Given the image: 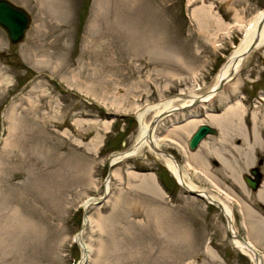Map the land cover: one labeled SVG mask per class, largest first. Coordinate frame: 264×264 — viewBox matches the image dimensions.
Wrapping results in <instances>:
<instances>
[{
  "label": "rangeland",
  "instance_id": "374dc122",
  "mask_svg": "<svg viewBox=\"0 0 264 264\" xmlns=\"http://www.w3.org/2000/svg\"><path fill=\"white\" fill-rule=\"evenodd\" d=\"M9 1L32 22L18 45L0 28V264H78L84 203L104 197L108 182L81 237L88 264H252L218 207L182 189L156 152L131 150L138 111L182 91L205 95L264 0ZM223 92L193 115H223L239 101L247 123L254 112L264 130V44ZM189 116L158 128L160 150L199 187L230 197L238 234L264 253V207L245 181L253 168L264 176L254 139L235 126L234 137L221 129L206 139L210 150L191 151L188 134L199 126L185 124Z\"/></svg>",
  "mask_w": 264,
  "mask_h": 264
},
{
  "label": "bare ground",
  "instance_id": "6f19581e",
  "mask_svg": "<svg viewBox=\"0 0 264 264\" xmlns=\"http://www.w3.org/2000/svg\"><path fill=\"white\" fill-rule=\"evenodd\" d=\"M263 14H264V10L258 13L257 18L254 20L253 25L249 29L244 40L234 51H232V54L228 58L226 64L223 66V68L219 71L218 75L216 76V79L213 85L211 86V89L207 91L205 95H196L194 93H187L182 91L179 96H175L169 99H163L158 103H150L146 105V107L138 111L137 113V121L139 123L138 134L135 139L133 149L131 150L135 152L134 155L139 154L146 149L155 153V151L153 150V144H155L157 148L159 149L161 148V145L159 143V137L157 136L158 128H160L162 124L165 123L166 120H170L175 116L177 117L178 115L185 116V113H190L191 116L185 118L184 120L185 124L191 123L190 125H194L195 127L196 126L201 127L203 125H212L219 128L220 131L222 129V134H224L225 132V134H228V136L231 134L230 132L232 131V129H234L235 126H237V128L239 126L240 127L239 131L240 134L243 136V138H246V140L249 143L254 139L253 145L250 146V151L252 157L258 158L257 164L258 165L260 164V166H262L263 168L262 171L264 172V159L262 158L264 156V130L261 131V129L259 128L260 116H258V114H255L254 112L252 113L250 117L251 121L249 125L247 123L249 115L246 116V112H244L243 107L240 105L239 101H237L234 103H228L224 108L223 115H221L222 113H220L219 115L215 114L214 111H210V110L207 111V113L204 115L203 118L204 120L196 115H193L197 112L199 107L201 106L203 107L206 106L207 104H211V102L217 95L224 93L223 91H221L220 93L217 94V92L215 91V89L219 86L221 81L225 82L224 88H226L240 72L246 59L252 53L251 52L247 57L243 58V55L248 51L250 46L253 44L255 37L258 34V26L260 22L264 20ZM230 26L231 24L228 25V27ZM263 44H264V27L262 29V32L260 33L259 43L254 50L261 47ZM237 84L238 82H236L234 86L236 87ZM198 99L200 100V103L198 106L195 107L194 104L198 102ZM262 101H264V96ZM182 108H187V109L177 112L178 110H182ZM149 114L153 115L150 121L147 120V116ZM164 115L166 116L163 119L159 120V118ZM154 119L159 120V122H157L156 127L152 129L151 124ZM239 121H240V125L238 124ZM173 123H174L173 126L177 125L175 122ZM192 134H193L192 131H190L188 135L192 137ZM230 136L234 137V135H230ZM227 140H229V138ZM199 147L208 148L210 150L209 142L206 141V139L201 142ZM211 151H210V155L221 162L222 159H220L221 157L217 154L216 150L214 152ZM155 154L163 162L164 166L169 169L171 175L174 177L177 184H179L182 187V189H184L185 191L186 189H190L192 191L199 192L201 196H204L207 199V201H209L210 204L212 203L211 204L212 206L214 204V206L219 208L222 216L225 218L226 230L227 233L230 235L232 246L236 250H238L242 255L246 256L252 262V264H264V253L259 252L257 250L255 244L257 242L256 241L252 242L249 239V237H247L246 239L240 237L234 226L235 210H234L233 202L231 201L232 199L230 197H223L222 194L219 193L218 191L207 190V189L205 190L199 187L197 184H195L192 181L189 173L184 169V167H182L181 164H178L176 162L173 156L166 157L158 153ZM130 155L129 152L128 154H123L121 157H115L116 155H114L115 158H113V160L110 161L111 166L117 164L120 161H123V159H125L126 156H130ZM194 158L197 159L198 157L193 156V159ZM252 161L253 159H250V162L246 164L250 165ZM255 162L256 161L252 163L250 168L256 166ZM146 184H148V182ZM165 186H167L166 183ZM243 187L245 189L244 184ZM255 192L257 193V197H258L256 198L257 201L259 200L260 205L264 207L263 180L260 188ZM108 193H109V182L106 184V193L104 197L99 199L90 198L84 203L85 218L82 224L83 229L77 235V244L80 245V247L82 248L83 256L80 260L77 261L78 264H88L90 262L91 248L87 246L82 241L81 238L84 229L91 223L90 216H88L89 209L92 206H96L100 204L104 200V198L108 195ZM247 215L249 217L257 218V215H255V211L252 208L248 209ZM0 240L3 241V244L1 246H4L5 243L4 240L2 238Z\"/></svg>",
  "mask_w": 264,
  "mask_h": 264
},
{
  "label": "water",
  "instance_id": "95a60500",
  "mask_svg": "<svg viewBox=\"0 0 264 264\" xmlns=\"http://www.w3.org/2000/svg\"><path fill=\"white\" fill-rule=\"evenodd\" d=\"M264 15V14H263ZM32 22V18L30 14L22 7L17 6L16 4L12 3L9 0H0V28H2L7 36L11 44L18 45L25 39L26 33L28 32L30 25ZM264 27V20H262L258 26V34L255 37V40L253 44L250 46L248 51L243 55V58L247 57L251 52L254 51V49L257 47L259 43V37L260 33L262 32V29ZM225 82L221 81L219 86L215 89V91L220 93L224 89ZM200 103V100L198 99V102L194 104V106H198ZM187 108H182V110H178L177 112L183 111ZM166 115L159 118L163 119ZM159 120L154 119L151 124V128H155L157 125V122ZM220 132L219 129L212 125H203L199 127L196 132L193 134L189 141V149L191 151H197L199 148V145L201 142L209 137H217L219 136ZM153 150L158 153L162 154L166 157H171L172 155L168 152H163L159 148L156 147L155 144H153ZM113 154L110 157V161L113 160ZM176 160V159H175ZM176 162L179 164V162L176 160ZM214 164L217 166L219 165V162L216 160ZM111 165V162H110ZM252 175V176H251ZM251 175L245 176V181L247 185L253 190L257 191L263 180V173L261 172V169L254 168L251 170ZM186 191L195 197H199L201 199L205 198L204 196H201L199 192L192 191L190 189H186ZM228 224V223H227ZM241 237V236H240ZM243 239V238H242Z\"/></svg>",
  "mask_w": 264,
  "mask_h": 264
},
{
  "label": "trees",
  "instance_id": "16d2710c",
  "mask_svg": "<svg viewBox=\"0 0 264 264\" xmlns=\"http://www.w3.org/2000/svg\"><path fill=\"white\" fill-rule=\"evenodd\" d=\"M163 183L165 184V182L163 181Z\"/></svg>",
  "mask_w": 264,
  "mask_h": 264
},
{
  "label": "flooded vegetation",
  "instance_id": "af4514ba",
  "mask_svg": "<svg viewBox=\"0 0 264 264\" xmlns=\"http://www.w3.org/2000/svg\"><path fill=\"white\" fill-rule=\"evenodd\" d=\"M261 163H263V162H261ZM262 165V164H261Z\"/></svg>",
  "mask_w": 264,
  "mask_h": 264
}]
</instances>
